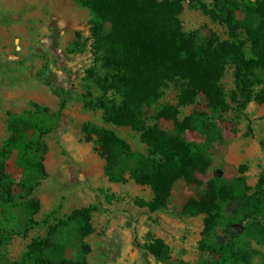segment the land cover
Instances as JSON below:
<instances>
[{"label":"rangeland","instance_id":"rangeland-1","mask_svg":"<svg viewBox=\"0 0 264 264\" xmlns=\"http://www.w3.org/2000/svg\"><path fill=\"white\" fill-rule=\"evenodd\" d=\"M198 1L212 5V0ZM182 5L180 21L186 33L198 32L204 41L210 33L222 41L230 39L227 27L211 21L195 3ZM93 19V13L77 0H0V151L9 136L10 118L39 106L47 119L42 137L46 174L29 183L14 157L6 161L10 190L0 181V237L5 238L0 264H35L41 255L33 249L45 242L50 228L88 207L94 209L95 233L81 238L71 224L52 241L65 247L66 259L80 258L85 244L91 247L88 264H217L223 261L224 246L233 241L240 249L257 253L251 264H262L264 244L252 239L250 224L264 223L261 216L249 222L236 216L240 203H222L223 218L202 249L206 215L191 216L188 210L194 201L207 198L212 178L244 176L249 186L257 185L264 173V104L251 101L243 107V98L234 94V69L228 68L222 80L228 111L211 110L203 96L181 108L180 121L194 120L181 137L203 151L204 170L197 174L200 184L177 182L168 210L151 213L140 208L137 200L153 197L150 187L136 184L129 173L127 182L111 183L97 150L95 131L102 129L113 130L134 151L146 153L147 146L137 132L107 124L103 112L89 106L110 99L96 82L104 72L101 56L93 48ZM75 42L82 46L73 51ZM91 68L94 77L87 74ZM178 94L171 85L145 110L149 126L174 130L172 121L157 119L156 114L164 106L176 105ZM33 202L40 206L32 214ZM155 239L170 247L169 260L158 261L144 248ZM46 255L49 261H58Z\"/></svg>","mask_w":264,"mask_h":264},{"label":"trees","instance_id":"trees-1","mask_svg":"<svg viewBox=\"0 0 264 264\" xmlns=\"http://www.w3.org/2000/svg\"><path fill=\"white\" fill-rule=\"evenodd\" d=\"M184 1L195 3L211 21L226 26L230 39L222 41L210 33L204 41L198 32L186 33L180 21ZM77 2L94 15L91 38L104 72L96 82L103 96L110 98L89 106L102 111L107 124L137 132L147 146L146 153L137 152L113 130L95 131L97 150L106 162V176L111 183L121 184L127 182L129 173L136 184L150 187L153 193L150 201H136L140 208L151 213L168 210L173 186L179 181L200 184L197 174L204 170L201 147L181 137L194 124L190 117L180 121L181 108L194 105L197 97L203 96L211 110L228 111L230 105L222 80L230 67L234 69V94L243 98V107L251 101L264 104V0H212L211 6L198 0ZM80 46V42H75L73 51ZM87 74L94 77L95 69L87 70ZM171 85L179 92L178 102L164 106L156 118L172 121L174 130L163 132L147 124L145 110L156 104ZM35 108L8 121L9 136L0 151V181L8 191L6 161L12 157L29 183L46 174L47 148L42 137L47 119L39 106ZM85 130H89L88 125ZM208 184L207 198L194 201L188 210L191 216L206 215L202 249L205 239L223 218L222 203H240L236 216L243 220L251 222L258 216L264 219V173L255 187L249 186L244 176L236 180L216 177ZM39 206L38 202L29 205L32 214ZM93 213L92 207L82 208L67 221L51 227L45 242L33 249L42 256L35 264H88L90 246L84 244L81 257L73 261L65 258L64 246L52 241L61 228L71 224L81 238L95 233ZM250 224L254 228L252 239L264 244V223ZM4 242L5 238L0 237V247ZM144 248L158 261L171 257L170 247L162 239H155ZM223 253V261L217 264H251L257 255L247 248L240 249L233 241L224 246ZM46 254L58 261L45 259Z\"/></svg>","mask_w":264,"mask_h":264}]
</instances>
